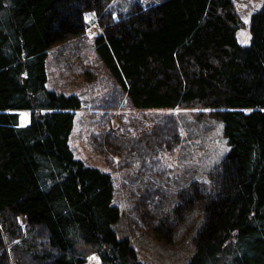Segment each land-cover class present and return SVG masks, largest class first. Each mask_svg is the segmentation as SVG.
<instances>
[{
	"label": "trees",
	"instance_id": "obj_1",
	"mask_svg": "<svg viewBox=\"0 0 264 264\" xmlns=\"http://www.w3.org/2000/svg\"><path fill=\"white\" fill-rule=\"evenodd\" d=\"M110 1L0 0V264H90V254L99 264H144L115 229L121 211L111 173L71 148L83 98L48 84L51 50L91 27L102 29L93 37L95 54L121 106L201 110L199 133L218 122L229 147L208 181L178 191L179 224L160 222L155 236L172 244L202 211L187 264H264V3L251 15L243 46L233 0L137 3L121 16L106 12ZM75 55L68 53V68L80 62ZM163 118L145 135L180 128L174 113ZM142 145L145 175L144 165L163 162L151 157V144ZM151 186L137 191L156 208Z\"/></svg>",
	"mask_w": 264,
	"mask_h": 264
},
{
	"label": "rangeland",
	"instance_id": "obj_2",
	"mask_svg": "<svg viewBox=\"0 0 264 264\" xmlns=\"http://www.w3.org/2000/svg\"><path fill=\"white\" fill-rule=\"evenodd\" d=\"M159 1L111 0L106 12L121 16L137 3L149 6ZM233 1L244 22V27L238 31V41L248 46L251 40V15L263 5L264 0ZM90 15L94 19V13ZM100 31L102 29L97 27L89 28L81 38L68 40L52 49L47 60L49 87L59 93L78 94L85 103L82 110L76 113L71 148L85 164L111 173L115 185L113 203L121 211V219L115 229L120 238L131 240L140 261L144 264H187L194 252V238L203 224L204 213H195L187 233L183 237H174L172 244L157 238L154 228L164 221L178 225L175 212L181 202L178 191L186 188L191 181L200 184L208 181L209 172L224 158L229 147L223 137L222 126L211 121L209 125L215 126L214 130L207 134L199 133L196 116L201 110L198 109L136 111L128 108L126 100L121 106L117 98L119 93L117 96L114 93L112 79L99 66L95 54L93 37ZM68 53L76 54L75 57L80 60L73 63L71 68L64 62ZM58 57H63V61L58 62ZM101 103L103 106L100 108ZM169 113L178 117L181 129L160 135L159 128L157 132L152 130L145 135L148 127L156 128ZM29 121L24 115L21 124L26 125ZM203 125L207 123L203 122ZM177 133L179 136L176 137ZM147 142L151 144V157L159 158L163 163L156 162L152 170L151 166L144 165L146 174L143 175L139 168L140 161L147 154L142 144ZM148 185H154L151 187L158 194L159 207L153 208L156 203L151 201V197L141 192L140 195L137 191ZM89 263L99 264L95 254L89 255Z\"/></svg>",
	"mask_w": 264,
	"mask_h": 264
}]
</instances>
